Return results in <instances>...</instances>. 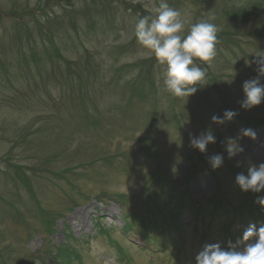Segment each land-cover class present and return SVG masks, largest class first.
I'll return each instance as SVG.
<instances>
[{
	"label": "rangeland",
	"instance_id": "374dc122",
	"mask_svg": "<svg viewBox=\"0 0 264 264\" xmlns=\"http://www.w3.org/2000/svg\"><path fill=\"white\" fill-rule=\"evenodd\" d=\"M174 2L189 23L207 17L211 11H205L210 8L220 13L240 10L231 21L226 14L214 22L219 28L217 55L211 66L197 61L206 70L207 83L197 86L193 95L176 98L169 94L158 71L147 97L129 92L120 95V89L113 92L110 88L105 94L108 103L102 101L100 106L104 119L95 125L105 137L88 144L80 138L82 145L79 141L70 144L69 153L74 151L71 156L59 147L55 151L49 144L42 145L57 174L41 172L34 186L35 196L11 178L10 171L17 164L31 173L29 167L39 154L37 146L16 144L15 136L5 133L0 124V264H41L35 254H43L50 243L56 250L70 245L78 257L72 264H196L195 258L205 245L218 243L227 250L230 242L236 244L242 238L248 226L246 218H228L223 213L210 217L206 208L213 194L225 196L221 202L226 199L239 206L244 196L234 177L247 175L250 165L264 163V99L251 109L240 106L245 99L243 83L258 76V65L253 62L256 54H264V0ZM158 4L159 0H0V122L13 120L21 128L37 116L32 109H20L30 106L27 103L32 99L29 94L15 92L11 80L15 81L20 70L22 82L39 68H43V75L48 74L52 36L68 58L77 57L84 47L100 52L106 79L113 75L109 72L113 64L126 68L119 73L124 74L122 82L139 76L143 63L155 58L137 43L134 26L138 15H151ZM121 44L126 47L119 56L117 51L114 56L109 53ZM154 64L159 65L156 61ZM39 77L36 75L42 104L38 109L44 107L47 113ZM259 82L264 85V76H259ZM226 110L237 115L219 125L211 121L213 115L223 118ZM209 129L215 143H209L206 152L190 146V137ZM241 129L255 132V140L243 136ZM229 139L243 148L232 158L226 151ZM76 148L82 150L77 152ZM217 154L223 157V163L213 169L209 157ZM192 164L215 175L203 171L189 178V170L195 167ZM166 169L173 171L168 177L178 188L189 190L203 203L205 220L199 217L194 221L191 207L181 210L177 217L179 193L168 194L167 190L159 193L152 213L168 220L170 232H166L168 224L160 223L158 229L150 228L143 234L137 228L125 231L126 226L129 230L125 215L149 209L146 185ZM184 174L186 181L182 180ZM255 194V200L264 197V190ZM49 212L61 215L53 221V231L48 235ZM225 226L232 238L229 241Z\"/></svg>",
	"mask_w": 264,
	"mask_h": 264
},
{
	"label": "trees",
	"instance_id": "16d2710c",
	"mask_svg": "<svg viewBox=\"0 0 264 264\" xmlns=\"http://www.w3.org/2000/svg\"><path fill=\"white\" fill-rule=\"evenodd\" d=\"M112 3L113 1H111L109 4L111 8ZM167 3L170 7L176 10L179 8V5H177L174 0H167ZM209 11H211V13L213 11L216 12L214 14V19L211 21L212 23L216 22L217 18L222 17V15L224 17L226 14H228V21H231L235 14L237 16L240 14V10L234 11L232 9L224 10L220 13L217 11V9L210 8L205 12ZM210 14L202 19H207L210 17ZM138 17L141 18V15H138ZM259 17H262V14H259ZM49 20L52 21L53 18H49L48 21ZM108 21H110V19H108ZM226 30L227 32L229 31V29ZM50 42L52 47L50 50H48L47 75H43V68H39L35 74H32L30 78L26 77L22 82L21 76L23 71L20 70L15 77V81L11 80L12 84L14 85L12 86V89L15 92L25 93V96L29 94L32 99L31 102L27 103L30 106L26 108H24V106H20V109L28 112L32 109V111L37 113V116L33 120L28 121V124L21 128L20 125H18L13 120H1L0 122V124H2L1 128L5 133L10 132L11 136H15L14 140L16 144H35L37 146L36 152L39 154H37L35 161L29 167L31 173H29L23 166L17 164L12 165L13 172L10 171V177L18 182L19 185L25 187L26 190L32 193L34 196V186L38 182V177L40 176L41 172L48 173L49 171L51 173L57 174L56 171H53V163H48V150H41L42 145L46 144V147H48L49 144V147H53L55 151L59 147L64 154L69 153V146L73 142L79 141L77 143L82 145L83 143L80 138H84V144H88L89 142L93 143L95 142L94 140L99 137L104 138L105 136H103L98 131L95 125H99L104 119V109L101 110L100 106L102 101L108 103L106 101L107 97H105L106 92L109 91L110 88L113 92L114 90L120 89V95H125L127 92H129L130 95L140 94L138 97L144 98L148 96L149 90L156 84L157 75L155 72L158 71L157 73L161 74V66H155L154 63L156 60L149 59L145 64L143 63L140 75L134 79H131L127 82H122L124 74L119 73L124 71L126 68L122 67L121 64H113L111 69L109 68V72L111 70L113 75L110 79H106L104 77L106 76V70L100 57V52L96 50L91 52L89 48L84 47L83 50H79L77 57L68 58L65 53L61 51V46L54 36L50 37ZM121 45L122 46L113 47L109 53L113 52L114 56L115 52L117 51L119 56L126 47L124 44ZM45 64H47V62H45ZM36 75L37 77L40 75L39 78H41L42 88L45 91V102L48 106L47 113L45 112L44 107L40 110L38 109L39 104H42V102L39 95L41 92L37 88ZM56 84H60L62 88ZM54 87L57 88V93L54 92ZM25 96H23L24 99H26ZM19 99L22 104L25 103L20 97ZM29 100L30 98L26 99V101ZM69 100L74 101L69 104ZM110 132L111 131H108V133ZM81 150L82 149L78 148L75 149L77 152H80ZM50 153L52 154L51 151ZM73 153L74 151L70 152L68 155L71 156ZM227 165H229V162H227ZM192 166L195 167L194 170H189V174L187 175L189 178L193 175V173H202L203 171H207L206 173L210 174L211 176L215 175L212 170L207 168H199L196 166V164H192ZM185 171H188V167ZM187 176L184 174L182 180L186 181ZM235 178L236 177H234V180L236 182ZM236 185V187L241 190L240 186L238 184ZM146 188L148 190L149 209H144L142 212L135 210L125 215L126 223L127 219H129V230L126 226L124 229L125 231H130L134 228H137L139 229V233L143 234L147 233L150 228L154 230L158 229V223H160L162 226L165 224H168L169 226V222L166 218L162 219L156 215H153L152 213L153 206L156 205L159 193L166 192L167 190L168 194L169 192L175 194L179 193L177 194L175 207V214L177 217L179 216V212L181 210L191 207L193 209L194 221H196L199 217V220H205L206 210H208L210 217H214L218 214L221 215L223 213V216L228 218H234L235 216L246 218L248 225L252 223L259 227L260 224H264V207L256 202V194L252 191L241 190L244 197L239 206H235L233 202H228L226 199L221 202V199L225 196H222L221 198L220 195L217 196L216 194H213L210 199L211 205L205 210L202 202L195 199L189 190H181L178 188V186L175 185L173 178L168 177V174L166 173H158L157 176H153V178L149 179ZM217 192H219V190ZM174 197L175 196L173 194L172 198ZM67 206L69 209V205ZM59 215H61V213H48V216H50L47 219L48 235L52 233L53 221L56 217L58 218ZM175 223L180 225L176 221ZM228 228V226L224 227V233L228 238L227 240L229 241L232 238L229 237ZM170 231L171 228L169 226L166 232ZM170 239L175 238L170 236ZM175 242L176 241L174 240L173 243ZM56 248H54V246L50 243L48 244L47 249L43 251V254L36 253L35 257H38L41 264H72L73 258H78L76 256V252L72 251V247L70 245L65 247L62 246L57 250ZM63 254L64 257L60 258V255Z\"/></svg>",
	"mask_w": 264,
	"mask_h": 264
},
{
	"label": "clouds",
	"instance_id": "9594fccd",
	"mask_svg": "<svg viewBox=\"0 0 264 264\" xmlns=\"http://www.w3.org/2000/svg\"><path fill=\"white\" fill-rule=\"evenodd\" d=\"M214 17L189 23L182 18L181 12L169 6L165 0H159L152 14L139 18L134 26V36L137 43L154 57L161 66V77L164 90L176 98H187L197 91V86L206 82V70L198 66L197 61L211 66L217 55L216 45L219 28L211 21ZM253 62L258 65V76L243 83L245 99L240 102L243 109L258 106L264 99V85L259 82V76H264V54H256ZM237 115L226 110L223 118L213 115L211 121L223 124ZM243 136L256 138L251 129H241ZM215 143L211 130L201 133L198 137H190V146L201 153L206 152V146ZM229 158L243 152L237 141L229 139L226 145ZM213 169L220 167L223 157L219 154L209 157ZM236 183L242 191L259 193L264 190V163L258 166L250 165L247 175L240 173ZM256 202L264 206V197H258ZM196 264H264V224L257 227L250 223L243 231L242 238L236 244L229 243L224 250L217 244L205 245L196 256Z\"/></svg>",
	"mask_w": 264,
	"mask_h": 264
},
{
	"label": "water",
	"instance_id": "95a60500",
	"mask_svg": "<svg viewBox=\"0 0 264 264\" xmlns=\"http://www.w3.org/2000/svg\"><path fill=\"white\" fill-rule=\"evenodd\" d=\"M171 173V172H170Z\"/></svg>",
	"mask_w": 264,
	"mask_h": 264
}]
</instances>
